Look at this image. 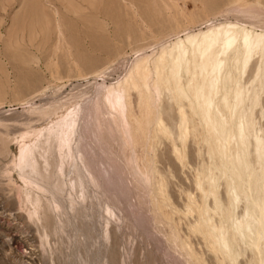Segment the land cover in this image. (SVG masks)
<instances>
[{"label": "rangeland", "instance_id": "374dc122", "mask_svg": "<svg viewBox=\"0 0 264 264\" xmlns=\"http://www.w3.org/2000/svg\"><path fill=\"white\" fill-rule=\"evenodd\" d=\"M263 176L264 0H0V264H264Z\"/></svg>", "mask_w": 264, "mask_h": 264}, {"label": "bare ground", "instance_id": "6f19581e", "mask_svg": "<svg viewBox=\"0 0 264 264\" xmlns=\"http://www.w3.org/2000/svg\"><path fill=\"white\" fill-rule=\"evenodd\" d=\"M233 31H235V30H233ZM227 36V39H226V48L228 47V50L230 49L231 51H232V56L230 57V58H235L239 53L241 54V48H243L244 49V43H243V41H244V39H245V37H246V35H245V32H244V30H242L241 29V31L240 32H232V31H230V33H228V35H226ZM246 41H247V39H246ZM225 42V41H224ZM243 43V44H242ZM178 46L177 47H179V52H178V60H180V62L182 63V64H184V62H185V57H186V53H187V51L188 50H186L185 48H182V44H181V41L179 40L178 41ZM181 44V45H180ZM248 44V43H247ZM246 44V45H247ZM242 45H243V47H242ZM189 48V47H188ZM187 48V49H188ZM241 51V52H240ZM244 51V50H243ZM230 52V51H229ZM243 54V53H242ZM237 57H239V55L237 56ZM229 58V59H230ZM230 62H231V60H230ZM229 62V63H230ZM233 62V61H232ZM228 88V87H227ZM227 88H225V89H227ZM229 90L230 89H227L226 90V93L223 95V103H224V108H225V110H227V112H230V110H231V104H230V101L228 100V95H229ZM227 114H229V113H227ZM71 124H73V120H72V117L71 116H66V117H64V118H61L60 120H58L54 125H53V127H50V128H48V131H50V130H52V129H54V128H56L57 130L59 129V128H63V126H65V127H69V126H71ZM55 129V130H56ZM52 132V131H51ZM62 134V133H61ZM226 136H228V135H226ZM42 139V138H41ZM226 140L228 139V137L227 138H225ZM226 146V145H225ZM38 148V144L37 143H34L33 145H32V147L29 149V152H28V154H27V157H26V162L28 163V164H30V168L32 169V170H35L36 169V166H37V161H36V157H35V151H36V149ZM24 156V155H23ZM22 158V157H21ZM241 178V177H240ZM263 178H264V176H263ZM264 185V184H263ZM241 188H242V190L243 191H245L247 194H249V197H250V202H249V208H250V210L252 211V213H253V215L255 216V218H257V222H258V226L263 230V236H264V213H263V211L261 210V208H260V204H259V202H256L255 201V198H253V197H251V192H252V189H253V187L251 186V184H250V182L248 181V179H244V178H242V181H241ZM263 190V189H262ZM257 198V197H256ZM244 238H245V240L246 241H250L249 239H248V237L247 236H244ZM261 260H262V263H264V246H263V249H262V252H261Z\"/></svg>", "mask_w": 264, "mask_h": 264}]
</instances>
